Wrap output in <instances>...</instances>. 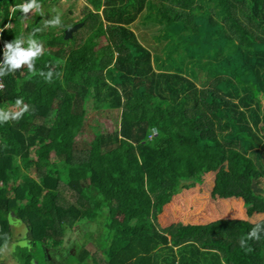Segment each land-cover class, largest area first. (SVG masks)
Listing matches in <instances>:
<instances>
[{
    "label": "trees",
    "instance_id": "16d2710c",
    "mask_svg": "<svg viewBox=\"0 0 264 264\" xmlns=\"http://www.w3.org/2000/svg\"><path fill=\"white\" fill-rule=\"evenodd\" d=\"M28 2L0 0V68L7 43L43 45L33 70L25 63L0 76V111L28 106L0 122V252L13 243L17 219L28 241L17 246L20 264H61L72 230L103 219L104 259L92 264H236L230 255L244 248L241 238L156 218L163 193L152 194L147 180L177 142L134 104L183 120L184 137L222 163L228 153L252 162L259 188L250 198L264 205V0H88L83 28L69 40L65 31L77 23H47L60 0H37L32 17L35 9L13 11ZM141 16L160 23L162 56L134 30ZM180 183L177 194L206 186L194 171ZM261 248L264 264V238ZM83 251L75 264H91Z\"/></svg>",
    "mask_w": 264,
    "mask_h": 264
},
{
    "label": "rangeland",
    "instance_id": "374dc122",
    "mask_svg": "<svg viewBox=\"0 0 264 264\" xmlns=\"http://www.w3.org/2000/svg\"><path fill=\"white\" fill-rule=\"evenodd\" d=\"M87 6L89 7L88 0H60L57 5H50V16L55 19L57 13L60 19L66 21L71 19L76 23L84 17ZM33 14L34 11L29 17ZM141 18L135 31L139 34L142 44L152 50L153 56H162L163 45L154 36L160 23L156 19L144 22ZM140 34L145 35L147 40L143 39ZM99 43L106 45L108 42L102 38ZM155 66L158 69L157 62ZM149 100L152 102V99ZM139 103L134 105L146 110L144 111L146 119L158 123L165 130L172 131L177 142V148L175 147L168 161L157 170L153 179L147 180L148 189L152 194L163 193L159 197L157 207L156 218L159 222L162 225L183 222L185 225L194 226L215 237L241 238L245 241L244 248L230 257L236 261V264H263L261 246L264 238V205L250 198L252 189L259 188L254 187L253 177L256 171L253 163L247 159L241 160L230 153L227 154V160L222 163L219 153L214 152V155L207 153L205 147L184 137L186 129L183 120L172 116L168 118L166 110L162 107L154 109L153 103L146 105L145 100H140ZM91 119L94 121L96 117L92 115ZM33 152L36 154L38 151ZM191 171L202 175L206 186L183 190L177 194L181 187L180 179L189 177ZM25 172L28 174V171ZM31 175L36 176L35 173ZM255 178L260 179L261 177L258 174ZM164 181H168L169 184L164 186ZM70 196L67 195V198L69 199ZM248 203H250V208L247 207ZM18 221L17 219L12 221L13 225H16L12 226L13 243L0 252V264H20L16 256L17 246L26 247L28 245V241L25 240L27 229L18 225L20 224ZM257 223L261 224L262 229L258 233L259 239H249V233ZM105 230L103 219L94 225L88 220L81 221L60 246L62 249L68 248V251L60 252L61 264H75V257H80V253L84 252L83 249L87 250L93 259L88 261L89 263L92 264L94 260L101 263L104 257L99 244L103 243ZM20 252L18 249V253Z\"/></svg>",
    "mask_w": 264,
    "mask_h": 264
},
{
    "label": "clouds",
    "instance_id": "9594fccd",
    "mask_svg": "<svg viewBox=\"0 0 264 264\" xmlns=\"http://www.w3.org/2000/svg\"><path fill=\"white\" fill-rule=\"evenodd\" d=\"M19 9L23 14H27L29 11L36 9L37 11L40 10V5L37 3V0H29L28 3L16 5L13 9L15 11ZM47 23L52 25H58L60 23L59 17L55 18L52 21H48ZM39 31V29H37ZM24 42L23 38L16 39L13 43L6 44V51H5V65L4 68H0V76L6 74L7 71H13L22 67L25 63L28 64L29 70H33V60L40 56L43 52V45L38 43L35 39L31 37L27 40L29 47L27 49L22 48L20 45ZM49 77H51V73H49ZM50 80V79H49ZM0 87H3L0 85ZM23 103L22 99H18L16 101V106L20 107ZM28 111V106L23 105L20 108V111L17 112H5L0 111V122L8 121L9 119L17 120L19 119L24 112ZM261 224L257 223L256 226L251 230L249 233V239L256 238L259 239L258 233L261 231ZM245 243L244 240H241V245L243 246Z\"/></svg>",
    "mask_w": 264,
    "mask_h": 264
},
{
    "label": "water",
    "instance_id": "95a60500",
    "mask_svg": "<svg viewBox=\"0 0 264 264\" xmlns=\"http://www.w3.org/2000/svg\"><path fill=\"white\" fill-rule=\"evenodd\" d=\"M83 26L82 23H78L76 25H74L73 27L68 28L65 31V39L69 40L73 37V34L76 33L81 27Z\"/></svg>",
    "mask_w": 264,
    "mask_h": 264
},
{
    "label": "crops",
    "instance_id": "0c3cea01",
    "mask_svg": "<svg viewBox=\"0 0 264 264\" xmlns=\"http://www.w3.org/2000/svg\"><path fill=\"white\" fill-rule=\"evenodd\" d=\"M87 7H88V6H87ZM33 11H34V14H35V12H36V9H35V10H33ZM33 11H32V12H33ZM32 12H31V13H32ZM31 13H30V14H31ZM34 14H33V15H34ZM141 17H142V16H141ZM139 19H140V18H139ZM139 19H138V21H137L138 25H139ZM71 21H73V20H71V19H70V20H69V21H67V22H71ZM73 22H74V21H73ZM74 23H75V22H74ZM76 23L78 24L79 22H76ZM25 27H26V25H25ZM137 27H138V26H137ZM134 30H135V29H134ZM138 35H139V34H138Z\"/></svg>",
    "mask_w": 264,
    "mask_h": 264
},
{
    "label": "built area",
    "instance_id": "2783aa9c",
    "mask_svg": "<svg viewBox=\"0 0 264 264\" xmlns=\"http://www.w3.org/2000/svg\"><path fill=\"white\" fill-rule=\"evenodd\" d=\"M0 85H2V84L0 83ZM0 89H2V87H0Z\"/></svg>",
    "mask_w": 264,
    "mask_h": 264
}]
</instances>
